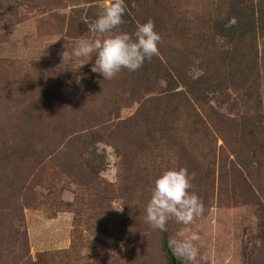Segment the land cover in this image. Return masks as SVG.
I'll return each mask as SVG.
<instances>
[{
	"label": "rangeland",
	"instance_id": "1",
	"mask_svg": "<svg viewBox=\"0 0 264 264\" xmlns=\"http://www.w3.org/2000/svg\"><path fill=\"white\" fill-rule=\"evenodd\" d=\"M229 1L137 0L130 30L152 20L158 69L177 66L181 79L172 72V80L188 83L224 71L230 44L211 39L204 22ZM109 2L0 0V264H168L161 238L169 246L181 231L200 236L197 264H264V71L262 141L242 130L247 112L236 105L249 66L235 90L205 103L193 87L172 89L150 62L105 80L91 71L95 53L72 52L81 38L96 39L92 26ZM170 118L174 131L161 133ZM182 167L195 174L189 191L204 212L190 225L172 218L161 232L145 209L155 180Z\"/></svg>",
	"mask_w": 264,
	"mask_h": 264
},
{
	"label": "clouds",
	"instance_id": "2",
	"mask_svg": "<svg viewBox=\"0 0 264 264\" xmlns=\"http://www.w3.org/2000/svg\"><path fill=\"white\" fill-rule=\"evenodd\" d=\"M125 0H110L103 12L92 26L97 33L93 41L81 38L73 49L76 58L89 57L96 54L95 64L91 71L100 73L105 80L114 79L122 69L130 73L138 71L144 62L159 56L158 45L162 37L155 31V24L148 20L138 24L134 34L117 31L125 23ZM63 61L68 57L67 51L62 53ZM194 173L187 168L170 169L163 172L156 180L151 198L146 206L145 222L161 232L167 231V224L174 218L176 223L190 225L203 215L204 204L198 195L190 193L194 187ZM179 239L169 241L173 254L187 262L197 264L199 249L196 241L200 236L196 233L185 235L178 233Z\"/></svg>",
	"mask_w": 264,
	"mask_h": 264
},
{
	"label": "trees",
	"instance_id": "3",
	"mask_svg": "<svg viewBox=\"0 0 264 264\" xmlns=\"http://www.w3.org/2000/svg\"><path fill=\"white\" fill-rule=\"evenodd\" d=\"M135 1L137 0H125L127 6L123 17L125 23L120 26L118 31H126L130 34L135 33L130 30V28L135 25L129 22L131 18L129 11L132 9V4ZM219 13L216 12L214 14L218 15L216 17L210 18L209 15L205 16L204 28L205 33L211 39L217 37V39L230 44L229 48H225L224 50L221 49L223 61L225 62L224 71L208 70V72L192 76L191 81L186 83L184 79L179 81L172 80L171 77L173 73L178 79H181L179 72L175 70V68L178 69L177 66L171 67L173 69L172 71L158 69V64L156 63V61L159 63L158 56H154L151 61L146 60L144 64L148 62L154 64V75L163 80L165 79L168 86L170 84L172 85V89H175L178 84L185 85L186 89L193 87V90L188 91L195 96L193 100L196 102L204 101V103L213 93L226 91L227 88H233L235 90L233 82H237L239 77L242 76L240 67L244 68L246 66L248 69L249 66L250 82L247 86H242V89L240 88V90H237L240 91V94L238 95L239 102L236 103V105L245 107L244 110L247 112L246 119L248 120V125L246 127L244 122H242L240 124L242 130H248L252 136L255 134V136L259 137L258 134L262 130V114L261 101L257 92V79L258 74L264 71V45L258 44L255 38L258 34H255V29L264 33V0H231L229 1L228 8L220 13L223 16ZM240 46L245 48V53L243 54H247V60L243 58V54L238 50ZM213 47L214 45L211 47L212 52H215L216 49L213 50ZM189 59H187V61ZM233 69L236 71V75L231 71ZM176 92L178 94L183 93L180 89L176 90ZM169 95L171 97V93ZM134 121L138 123L139 118H136ZM166 121L168 122V127L164 123H160L157 128H160L159 131H161V133H172L175 128L174 120L170 118ZM259 138L262 141V138ZM261 143H259V145ZM259 149L262 151V146H259ZM253 151L255 150L253 149ZM160 242L161 248L166 255H171V251L164 236L161 238ZM170 262V257H168L167 263L170 264Z\"/></svg>",
	"mask_w": 264,
	"mask_h": 264
},
{
	"label": "water",
	"instance_id": "4",
	"mask_svg": "<svg viewBox=\"0 0 264 264\" xmlns=\"http://www.w3.org/2000/svg\"><path fill=\"white\" fill-rule=\"evenodd\" d=\"M169 257H170L171 264H176L174 258L171 255Z\"/></svg>",
	"mask_w": 264,
	"mask_h": 264
}]
</instances>
